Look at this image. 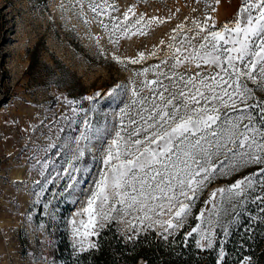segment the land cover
<instances>
[{
	"label": "snow or ice",
	"instance_id": "snow-or-ice-1",
	"mask_svg": "<svg viewBox=\"0 0 264 264\" xmlns=\"http://www.w3.org/2000/svg\"><path fill=\"white\" fill-rule=\"evenodd\" d=\"M84 3L74 0L69 10L79 5L76 14L82 15ZM87 7L95 17L109 8L116 10L107 0H87ZM129 14L136 15L132 7L123 13V21L118 17L98 21L110 43L118 44L121 37L146 35L147 27L164 22L156 17L145 21L141 14L134 23H124ZM170 40L173 43L167 44L163 57H158L156 47L148 55L138 53L134 59L113 55V60L124 66L151 58H158L159 63L133 70L131 88L117 85L107 93L113 99L125 92L131 95L111 125L107 116L103 123L94 122L88 111L77 107V101L65 97L70 114L53 113L45 125L47 134L41 132L47 143L37 144L28 158L35 161L30 171L41 177L33 181L34 189H39L30 193L36 197L33 203H42L48 209L52 201L41 200L48 186L57 180L66 181L57 194L73 196L79 184L77 174L89 171L80 162L87 163L85 157L94 142L109 138L86 206L76 213L87 219L72 221L78 252L98 248L89 237L98 236L97 228H103L105 222L116 220L132 231L136 230L134 221L141 226L147 222L142 230L159 228L158 235L167 241L193 215L210 185L249 168L255 171L209 192L205 207L194 217L200 223L186 233L185 242L195 233L199 237L195 241L197 249H213L217 234L204 225L218 224L222 213H231L229 223L239 225L250 204L259 208L264 219V99L256 94L264 93V0H241L235 18L219 29L211 17L204 23L193 20L190 28L181 23ZM149 73L154 78L149 79ZM136 78H140L139 83ZM79 112H84L82 121L77 119ZM51 219H55L54 213ZM228 234L225 227V237ZM224 243L220 240L221 260ZM243 264L252 261L245 257Z\"/></svg>",
	"mask_w": 264,
	"mask_h": 264
},
{
	"label": "rangeland",
	"instance_id": "rangeland-1",
	"mask_svg": "<svg viewBox=\"0 0 264 264\" xmlns=\"http://www.w3.org/2000/svg\"><path fill=\"white\" fill-rule=\"evenodd\" d=\"M100 2L97 0V3ZM107 3L116 10L109 8L100 17H95L87 7V0L82 15L76 14L80 12L79 5L75 6L74 11L69 10L74 0H0V264H61L51 256L53 242L47 231V223L52 213L56 220L63 210L68 240L78 252L74 247L72 221L78 223L81 218L87 219L76 213L86 206L87 197L102 167L100 157L103 146L109 138L94 142L92 151L85 157L87 163L80 162V166H86L89 171L77 174L79 184L73 196L60 197L57 194L63 191L66 183L60 180L49 185L45 196L41 197L43 202L52 201L48 209H44L42 203L34 204L36 197L30 194L33 190H39L34 189L33 181L41 177L36 171H30L35 161L28 158L33 155L32 150L37 144L43 146L47 143L41 132L47 134L45 125L52 120L53 113L57 116L70 114L64 98L77 101V107L88 111L94 122L99 120L103 123L107 116V122L111 125L119 109L130 102L131 95L125 92L119 99H113L107 93L117 85L131 88L129 81L133 70L159 63L158 58H151L141 64L124 66L113 60V55L134 59L138 53L148 55L156 47L159 49L158 57H163L168 51L167 44L173 43L170 37L177 25L183 23L190 28L193 20L204 23L207 17H211L219 29L231 22L241 7V0H107ZM129 7L136 15L129 14V20L124 23H134L141 14L145 21L156 17L164 22L147 27L146 35L121 37L114 45L109 42L108 33L98 21L109 22V17H118L123 21V13ZM161 41H164L163 45ZM148 77L154 78L152 73ZM139 79L136 78L137 83ZM97 93L100 95L97 96ZM256 94L264 99V93ZM83 118L84 112H79L77 119L82 121ZM41 121H44V125ZM55 159L59 161L58 157ZM252 171L255 169L249 168L243 173L220 178L210 185L193 209V215L186 219L182 227L186 233L200 223L194 217L205 207L204 200L209 192ZM207 208H211V205ZM231 218V213H222L218 224L204 227L216 234L219 230L220 240L226 243L224 228L227 227L229 231L231 225L235 224L229 223ZM259 219L264 222V219ZM134 223L135 231L119 220L105 222V226L97 228V231L112 225L126 240H134L151 231L156 237H161L158 235L161 231L159 228L145 231L142 229L147 222L143 226L139 222ZM128 236H133V239H128ZM194 238L196 241L199 237L194 233ZM96 239L97 236L89 237L94 243ZM220 247L215 253L216 264L218 260L223 264L224 258L221 260L219 256ZM224 253L226 255L225 250ZM246 257L252 264H264V250L258 257ZM244 260L245 256L236 264H243ZM142 261L139 259L136 264H143Z\"/></svg>",
	"mask_w": 264,
	"mask_h": 264
},
{
	"label": "trees",
	"instance_id": "trees-1",
	"mask_svg": "<svg viewBox=\"0 0 264 264\" xmlns=\"http://www.w3.org/2000/svg\"><path fill=\"white\" fill-rule=\"evenodd\" d=\"M63 210V209H62ZM256 217L257 219H250ZM256 205H247L242 222L231 225L224 250L223 264H236L244 256L258 257L264 237V222ZM246 228L251 230L246 231ZM47 231L53 242L51 256L61 264H136L142 259L145 264H216L215 253L220 245L221 232L213 249H197L194 234L185 242L186 231L180 229L174 237L165 241L155 233L139 235L134 240H126L116 228L108 225L97 236L99 247L86 252H76L68 240L65 228V210L59 219H48ZM175 239V244L172 243ZM261 249V250H260ZM260 250V251H259ZM206 257V258H205Z\"/></svg>",
	"mask_w": 264,
	"mask_h": 264
},
{
	"label": "crops",
	"instance_id": "crops-1",
	"mask_svg": "<svg viewBox=\"0 0 264 264\" xmlns=\"http://www.w3.org/2000/svg\"><path fill=\"white\" fill-rule=\"evenodd\" d=\"M143 262V264H144V261H142Z\"/></svg>",
	"mask_w": 264,
	"mask_h": 264
}]
</instances>
